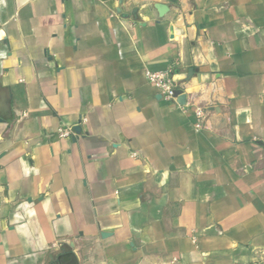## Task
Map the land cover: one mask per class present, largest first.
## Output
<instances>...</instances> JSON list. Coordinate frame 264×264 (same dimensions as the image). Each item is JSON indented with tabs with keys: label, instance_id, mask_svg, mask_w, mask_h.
<instances>
[{
	"label": "crops",
	"instance_id": "1",
	"mask_svg": "<svg viewBox=\"0 0 264 264\" xmlns=\"http://www.w3.org/2000/svg\"><path fill=\"white\" fill-rule=\"evenodd\" d=\"M0 264H264V0H0Z\"/></svg>",
	"mask_w": 264,
	"mask_h": 264
},
{
	"label": "built area",
	"instance_id": "2",
	"mask_svg": "<svg viewBox=\"0 0 264 264\" xmlns=\"http://www.w3.org/2000/svg\"><path fill=\"white\" fill-rule=\"evenodd\" d=\"M148 82L155 88L156 92L166 100L173 103L177 102V90L179 89L175 83L171 70H161V71H148L146 73ZM194 116L196 117V123L194 128L196 131L204 127L203 120L205 117V110L201 107L194 108ZM72 129H57V134L59 137H70L72 135Z\"/></svg>",
	"mask_w": 264,
	"mask_h": 264
},
{
	"label": "water",
	"instance_id": "3",
	"mask_svg": "<svg viewBox=\"0 0 264 264\" xmlns=\"http://www.w3.org/2000/svg\"><path fill=\"white\" fill-rule=\"evenodd\" d=\"M153 7L157 10L159 15L162 14L163 12H165L167 9L166 5L161 4V3H155L153 5ZM176 92L178 94L177 102H179L181 104L184 103V96H181L182 91L180 89H178ZM74 130H78V127H74Z\"/></svg>",
	"mask_w": 264,
	"mask_h": 264
}]
</instances>
